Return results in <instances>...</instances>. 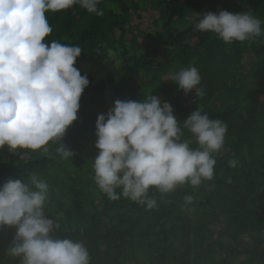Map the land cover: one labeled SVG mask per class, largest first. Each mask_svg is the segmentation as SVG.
<instances>
[{
	"label": "trees",
	"instance_id": "obj_1",
	"mask_svg": "<svg viewBox=\"0 0 264 264\" xmlns=\"http://www.w3.org/2000/svg\"><path fill=\"white\" fill-rule=\"evenodd\" d=\"M98 7L103 16L78 4L45 13L52 32L43 42L81 47L74 67L89 84L78 119L47 152L0 148V185L30 173L44 179L45 214L59 225L53 236L82 241L90 264H264V35L225 44L195 29L200 14L227 10L261 16L264 30V0H100ZM143 10L153 13L145 29ZM99 48L111 51L115 64L96 79L82 65ZM190 66L199 70L203 97L167 80ZM148 94L170 103L178 121L198 107L227 124L224 146L213 154V178L166 194L151 187L152 209L124 197L110 200L93 168L97 115L117 99L142 101ZM182 139L198 147L186 129ZM60 143L73 151L69 159L57 154ZM14 233V227L0 229V264H20L6 251Z\"/></svg>",
	"mask_w": 264,
	"mask_h": 264
},
{
	"label": "clouds",
	"instance_id": "obj_2",
	"mask_svg": "<svg viewBox=\"0 0 264 264\" xmlns=\"http://www.w3.org/2000/svg\"><path fill=\"white\" fill-rule=\"evenodd\" d=\"M99 3L0 0V148L47 152L48 143L61 141L78 119L79 100L89 84L87 76L74 67L82 48L55 40L43 42L52 32L45 13L78 4L88 13L103 16ZM195 29L214 33L225 44L264 35L261 16L251 11H207L198 16ZM167 80L185 94L204 95L195 66L182 68ZM185 129L198 147L182 139ZM226 133L225 122L210 118L198 107L178 121L171 104L155 95H145L142 101L117 99L95 121V183L110 200L124 197L155 208L151 187L166 194L178 185L197 187L213 178V154L223 148ZM56 152L64 159L74 154L63 143ZM228 163L236 166L235 160ZM48 198L49 185L36 173H30L27 180L8 178L0 185V229L15 228L7 254L20 258V264H90L82 241L53 236L59 225L45 214ZM184 200L191 203L193 197L186 195Z\"/></svg>",
	"mask_w": 264,
	"mask_h": 264
},
{
	"label": "rangeland",
	"instance_id": "obj_3",
	"mask_svg": "<svg viewBox=\"0 0 264 264\" xmlns=\"http://www.w3.org/2000/svg\"><path fill=\"white\" fill-rule=\"evenodd\" d=\"M139 13L143 16V20H140V22L145 29L152 21L153 13L149 10L139 11ZM113 59L114 57L111 51H108L105 48H99L93 53V55L84 60L82 67L85 68L86 71L91 72L94 77L98 79L104 77L105 74L112 69L115 64L113 63ZM107 94H110L109 88ZM211 227L216 228V225H212Z\"/></svg>",
	"mask_w": 264,
	"mask_h": 264
}]
</instances>
